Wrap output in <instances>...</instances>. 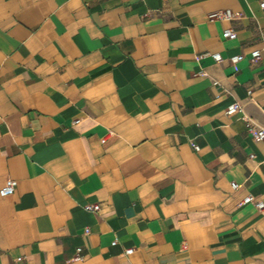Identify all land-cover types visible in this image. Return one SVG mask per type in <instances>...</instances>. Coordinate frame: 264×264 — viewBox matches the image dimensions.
I'll return each mask as SVG.
<instances>
[{
	"label": "crops",
	"instance_id": "obj_1",
	"mask_svg": "<svg viewBox=\"0 0 264 264\" xmlns=\"http://www.w3.org/2000/svg\"><path fill=\"white\" fill-rule=\"evenodd\" d=\"M261 3L0 0V264H264Z\"/></svg>",
	"mask_w": 264,
	"mask_h": 264
},
{
	"label": "built area",
	"instance_id": "obj_2",
	"mask_svg": "<svg viewBox=\"0 0 264 264\" xmlns=\"http://www.w3.org/2000/svg\"><path fill=\"white\" fill-rule=\"evenodd\" d=\"M261 7H264V3L260 4ZM241 17V13L239 12H233L230 9L225 10H219L216 12H213L209 15V18L212 20H234ZM222 37L226 39H234L236 37L235 31L232 29H224L222 32ZM212 58L219 62L221 61V56L219 53H212ZM244 58L243 55H234L229 58L230 63L233 65L235 69H237V63L240 62ZM264 58V46L261 49H255L251 51L249 55V60L251 62L257 61ZM241 111V106L238 103H232L226 108L227 114H233L235 112ZM246 129L248 134L253 138L254 141L257 142H263L264 143V128L259 127L257 124H255L251 119L246 118ZM194 149H197L198 147L195 144H192ZM16 180L12 178H7L5 181V184L0 189V196H8L14 193L15 187H16ZM232 188H237V184L232 182L231 183ZM253 204L257 209L263 208V203L261 201H255L254 197L252 195H247L242 200L241 204ZM83 208L86 211L90 212H97L99 211V204L93 203V204H85L83 205ZM85 232H88V229L85 230ZM115 241L113 242V244ZM82 249L80 247L76 248L75 255L73 257L74 261H80L82 260ZM133 249L129 248L125 250V254L132 253Z\"/></svg>",
	"mask_w": 264,
	"mask_h": 264
}]
</instances>
